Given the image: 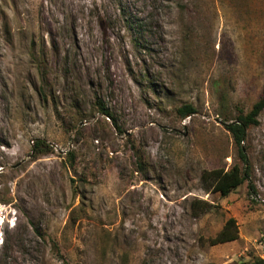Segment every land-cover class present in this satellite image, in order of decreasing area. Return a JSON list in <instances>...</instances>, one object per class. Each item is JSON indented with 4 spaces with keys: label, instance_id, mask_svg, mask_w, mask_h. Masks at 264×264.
Masks as SVG:
<instances>
[{
    "label": "rangeland",
    "instance_id": "obj_1",
    "mask_svg": "<svg viewBox=\"0 0 264 264\" xmlns=\"http://www.w3.org/2000/svg\"><path fill=\"white\" fill-rule=\"evenodd\" d=\"M263 86L264 0H0V264L264 261Z\"/></svg>",
    "mask_w": 264,
    "mask_h": 264
},
{
    "label": "trees",
    "instance_id": "obj_2",
    "mask_svg": "<svg viewBox=\"0 0 264 264\" xmlns=\"http://www.w3.org/2000/svg\"><path fill=\"white\" fill-rule=\"evenodd\" d=\"M97 112L109 119L113 120V125L117 127L115 118L110 110L102 103L99 99L96 101ZM264 109V86L261 97L253 105L252 109L246 114H240L237 118L230 122L226 123L227 130L233 135L235 144L238 146V152L241 157L242 162L247 165V156L243 151L242 142L245 141L246 131L253 125L258 123V117ZM196 112L195 108L192 105H185L180 110V113L183 117L192 115ZM247 166L243 168L240 164H234L230 169L225 168H216L212 170H205L202 173V179L209 184L207 188L210 192L220 193L221 196L226 197L232 192L236 191L243 183L248 179ZM212 204L205 200L195 199L192 202L193 212L197 215L205 213L211 209ZM38 233L41 232L38 231ZM43 237V236H42ZM239 238V230L237 226L236 219L230 217L225 222L223 228L219 233L209 240L211 245H217L221 243H226L230 241L237 240ZM53 249L56 247L57 254L61 256L60 249L58 248L57 243L52 240ZM264 263L263 260H258V262L247 263Z\"/></svg>",
    "mask_w": 264,
    "mask_h": 264
}]
</instances>
